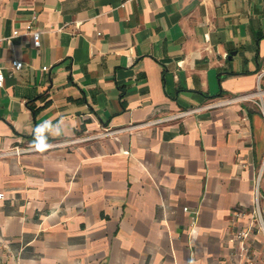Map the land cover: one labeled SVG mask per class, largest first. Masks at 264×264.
Masks as SVG:
<instances>
[{
	"label": "crops",
	"instance_id": "1",
	"mask_svg": "<svg viewBox=\"0 0 264 264\" xmlns=\"http://www.w3.org/2000/svg\"><path fill=\"white\" fill-rule=\"evenodd\" d=\"M0 37V151L93 135L0 157V264H264V117L207 107L264 87V0H0Z\"/></svg>",
	"mask_w": 264,
	"mask_h": 264
},
{
	"label": "built area",
	"instance_id": "2",
	"mask_svg": "<svg viewBox=\"0 0 264 264\" xmlns=\"http://www.w3.org/2000/svg\"><path fill=\"white\" fill-rule=\"evenodd\" d=\"M34 18H36V16H34ZM27 31L33 35V39H34L35 44H37V45L40 44L41 32L33 29L32 24L27 25ZM19 34H20L19 30L14 31V35H19ZM4 39L5 38L0 37V42H2ZM23 65H24V62L20 59L15 58L12 60V66L14 68L19 69V68H22ZM47 68H48V66H44V69H47ZM4 78H5V74H4L3 68L0 67V87L3 86ZM244 101L253 102L255 105H257V107L259 108V110L261 111V113L264 117V87H262L261 85H259L257 87V89H255L254 91H248V92L237 94V95H235L231 98H228L222 102L209 104V105H207V107L212 106V105H224V104H231V103L244 102ZM199 109L200 108H190L187 110L180 111L176 114H172V115L161 117V118H156L154 120H151L149 123H160V122L168 121L171 119L183 117V116L189 115L191 113H195ZM112 133H113L112 130H106V131H104L98 135H110ZM91 137H93V135L82 137V138L71 139V140L58 142V143H51V144H48L49 146L47 148H51V147H54V146H57L60 144H68V143L78 142L80 140H85V139H88ZM32 151H36V149L34 148L33 145L15 146V147H12L8 150L0 151V157L20 156V155H23L24 153L32 152ZM263 184H264V159L262 161L259 172H258L256 179H255V182H254V189H253L254 206H253V210H252L254 219L258 222V224L262 228H264V207L262 204V198H263L262 187H263ZM3 198H5V193L3 191H0V200ZM184 209L187 211L190 210L189 207H185Z\"/></svg>",
	"mask_w": 264,
	"mask_h": 264
},
{
	"label": "clouds",
	"instance_id": "3",
	"mask_svg": "<svg viewBox=\"0 0 264 264\" xmlns=\"http://www.w3.org/2000/svg\"><path fill=\"white\" fill-rule=\"evenodd\" d=\"M65 132V126L63 120L53 123L51 120L45 121L40 125H37L34 130L35 140L34 148L38 151L46 149L49 145L47 144V135H62Z\"/></svg>",
	"mask_w": 264,
	"mask_h": 264
},
{
	"label": "rangeland",
	"instance_id": "4",
	"mask_svg": "<svg viewBox=\"0 0 264 264\" xmlns=\"http://www.w3.org/2000/svg\"><path fill=\"white\" fill-rule=\"evenodd\" d=\"M251 228L255 236L260 239L261 244L264 246V228H262L255 219L251 223Z\"/></svg>",
	"mask_w": 264,
	"mask_h": 264
}]
</instances>
